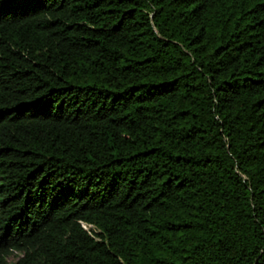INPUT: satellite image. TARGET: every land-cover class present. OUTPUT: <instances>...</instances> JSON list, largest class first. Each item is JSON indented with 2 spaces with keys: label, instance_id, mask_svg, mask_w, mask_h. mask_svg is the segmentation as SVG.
Segmentation results:
<instances>
[{
  "label": "trees",
  "instance_id": "1",
  "mask_svg": "<svg viewBox=\"0 0 264 264\" xmlns=\"http://www.w3.org/2000/svg\"><path fill=\"white\" fill-rule=\"evenodd\" d=\"M0 264H264V0H0Z\"/></svg>",
  "mask_w": 264,
  "mask_h": 264
},
{
  "label": "built area",
  "instance_id": "2",
  "mask_svg": "<svg viewBox=\"0 0 264 264\" xmlns=\"http://www.w3.org/2000/svg\"><path fill=\"white\" fill-rule=\"evenodd\" d=\"M83 225H84L85 228H88V225L87 224L84 223Z\"/></svg>",
  "mask_w": 264,
  "mask_h": 264
},
{
  "label": "rangeland",
  "instance_id": "3",
  "mask_svg": "<svg viewBox=\"0 0 264 264\" xmlns=\"http://www.w3.org/2000/svg\"><path fill=\"white\" fill-rule=\"evenodd\" d=\"M15 259V256H14V258H13V260Z\"/></svg>",
  "mask_w": 264,
  "mask_h": 264
}]
</instances>
